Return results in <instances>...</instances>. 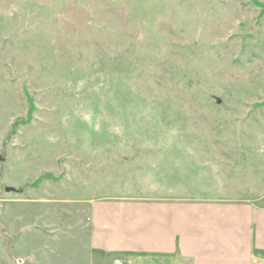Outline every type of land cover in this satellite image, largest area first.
I'll return each instance as SVG.
<instances>
[{
  "label": "rangeland",
  "instance_id": "1",
  "mask_svg": "<svg viewBox=\"0 0 264 264\" xmlns=\"http://www.w3.org/2000/svg\"><path fill=\"white\" fill-rule=\"evenodd\" d=\"M262 3L0 0V264H93L101 198L251 202L260 225Z\"/></svg>",
  "mask_w": 264,
  "mask_h": 264
},
{
  "label": "crops",
  "instance_id": "2",
  "mask_svg": "<svg viewBox=\"0 0 264 264\" xmlns=\"http://www.w3.org/2000/svg\"><path fill=\"white\" fill-rule=\"evenodd\" d=\"M90 204L93 264H264V219H254L251 202L121 197Z\"/></svg>",
  "mask_w": 264,
  "mask_h": 264
},
{
  "label": "built area",
  "instance_id": "3",
  "mask_svg": "<svg viewBox=\"0 0 264 264\" xmlns=\"http://www.w3.org/2000/svg\"><path fill=\"white\" fill-rule=\"evenodd\" d=\"M113 264H127L126 262L122 261L121 259H114Z\"/></svg>",
  "mask_w": 264,
  "mask_h": 264
},
{
  "label": "water",
  "instance_id": "4",
  "mask_svg": "<svg viewBox=\"0 0 264 264\" xmlns=\"http://www.w3.org/2000/svg\"><path fill=\"white\" fill-rule=\"evenodd\" d=\"M218 103L220 104L221 103V100H218ZM13 191H16V189H14V188H7L6 189V192H13Z\"/></svg>",
  "mask_w": 264,
  "mask_h": 264
},
{
  "label": "trees",
  "instance_id": "5",
  "mask_svg": "<svg viewBox=\"0 0 264 264\" xmlns=\"http://www.w3.org/2000/svg\"><path fill=\"white\" fill-rule=\"evenodd\" d=\"M258 0H254V2H257ZM258 4H260V3H258ZM263 5H264V3H262ZM264 7V6H263Z\"/></svg>",
  "mask_w": 264,
  "mask_h": 264
}]
</instances>
